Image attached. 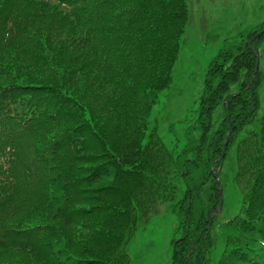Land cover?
I'll return each mask as SVG.
<instances>
[{"label":"trees","instance_id":"obj_1","mask_svg":"<svg viewBox=\"0 0 264 264\" xmlns=\"http://www.w3.org/2000/svg\"><path fill=\"white\" fill-rule=\"evenodd\" d=\"M261 15L224 41L168 147L151 117L188 0H0V264H131L163 211L172 264H264ZM221 167L242 195L232 217Z\"/></svg>","mask_w":264,"mask_h":264},{"label":"rangeland","instance_id":"obj_2","mask_svg":"<svg viewBox=\"0 0 264 264\" xmlns=\"http://www.w3.org/2000/svg\"><path fill=\"white\" fill-rule=\"evenodd\" d=\"M188 5L191 20L172 84L162 93L151 117V127L168 147L176 137L182 139L186 121L196 119L207 70L224 41L263 17L264 0H188ZM237 88L234 86L233 91ZM233 173L225 183L226 217L235 215L241 207L242 195L230 181ZM175 225V218L163 211L140 229L127 249L131 264H172Z\"/></svg>","mask_w":264,"mask_h":264}]
</instances>
